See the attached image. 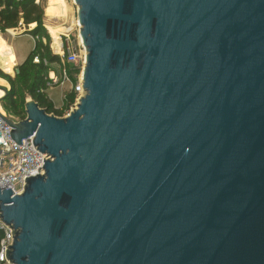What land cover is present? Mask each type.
<instances>
[{
    "label": "water",
    "instance_id": "95a60500",
    "mask_svg": "<svg viewBox=\"0 0 264 264\" xmlns=\"http://www.w3.org/2000/svg\"><path fill=\"white\" fill-rule=\"evenodd\" d=\"M73 2L85 94L3 117L51 156L0 189L7 261L264 264V0Z\"/></svg>",
    "mask_w": 264,
    "mask_h": 264
},
{
    "label": "built area",
    "instance_id": "2783aa9c",
    "mask_svg": "<svg viewBox=\"0 0 264 264\" xmlns=\"http://www.w3.org/2000/svg\"><path fill=\"white\" fill-rule=\"evenodd\" d=\"M76 26L78 31L77 42L70 40L68 33L59 35V46L56 50H53V54L57 55L59 60L56 64H53V67H49L45 76V87L40 89L41 92H44L46 88L63 86L66 83L70 84V90L75 94L74 101L69 107L70 110L76 108L80 97L85 94L82 73L85 65L86 49L80 38V25L76 23ZM9 32H12V30H9ZM33 61L38 62L39 56L35 55ZM44 62L46 63V61ZM70 110L66 112V115ZM3 117L17 121L0 110V189L10 188L13 194H19L23 191L25 177L34 176L38 173V170L43 167L44 161L51 159V156L35 149L33 135L23 138L21 140L22 144L16 143L10 135L9 129H12V127ZM0 229L3 231V237L0 240V261L6 264L10 263L6 258V250L13 242L14 232L1 219Z\"/></svg>",
    "mask_w": 264,
    "mask_h": 264
},
{
    "label": "trees",
    "instance_id": "16d2710c",
    "mask_svg": "<svg viewBox=\"0 0 264 264\" xmlns=\"http://www.w3.org/2000/svg\"><path fill=\"white\" fill-rule=\"evenodd\" d=\"M46 14L49 16L48 11ZM25 25V33L35 38L34 47L26 58L17 65L18 84L10 80V89L3 97V105L16 120L25 117V97L29 95L47 113L62 115L60 109L54 107L53 101L40 89L45 87V76L49 67H53L59 60L58 56L49 49V36L43 27V9L39 0H0V31L17 28ZM57 29L61 27L55 26ZM45 37L46 42L41 41ZM39 56V61L34 62L33 57ZM46 61V63L44 62ZM1 73V72H0ZM75 94L71 91L66 97L67 109L74 101ZM3 231L0 229V240ZM0 264L5 262L0 261Z\"/></svg>",
    "mask_w": 264,
    "mask_h": 264
},
{
    "label": "rangeland",
    "instance_id": "374dc122",
    "mask_svg": "<svg viewBox=\"0 0 264 264\" xmlns=\"http://www.w3.org/2000/svg\"><path fill=\"white\" fill-rule=\"evenodd\" d=\"M41 2V6L43 9V27L46 30V33L49 36V49L53 53V50L55 49L54 46V38L50 31L48 29H53L54 31L57 30V32L62 33H68L69 39L73 42H77L78 37V31L76 22L77 21V6L74 4L73 0H39ZM49 8V9H48ZM50 8L55 12V14L51 15L48 10ZM48 11L49 16L46 14ZM70 11V12H69ZM63 16V17H61ZM76 21V22H75ZM55 26L61 27L62 30L57 29ZM26 28L25 25L18 26L17 28H13L12 32H6L0 33V49L3 48L2 40L4 38L7 40H4L9 46L12 48L11 56L15 62L14 67L11 71H8L3 62L0 58V79L2 78V81H0V87L5 88L7 91L10 89V80H13L16 84H18V79L16 76L17 73V65H19L26 56L30 53V51L34 47V40L29 33H25ZM61 33V34H62ZM62 38H64L62 36ZM41 41L44 43L46 42V38H41ZM5 86V87H4ZM68 86V83H66L63 86H56L53 88H46L45 93L47 96L53 101L54 107L57 109H60L62 112V115H56L60 117L66 116V112L70 110V106L66 109L65 103H66V96L71 92V90H67L64 98H61V93L64 91ZM0 88V110L5 113L8 116H11L6 108L3 105V96L5 92ZM31 98L29 95L25 97L26 99ZM53 114V113H51ZM26 116V115H25ZM10 264V263H6Z\"/></svg>",
    "mask_w": 264,
    "mask_h": 264
},
{
    "label": "crops",
    "instance_id": "0c3cea01",
    "mask_svg": "<svg viewBox=\"0 0 264 264\" xmlns=\"http://www.w3.org/2000/svg\"><path fill=\"white\" fill-rule=\"evenodd\" d=\"M53 14H55V12H53L51 15H53ZM61 17H63V16H61ZM13 28H11V29H6L5 31L6 32H9V30H12ZM53 30V29H52ZM54 31V30H53ZM12 32H13V30H12ZM55 32V31H54ZM0 33L2 34V33H4V32H1L0 31ZM10 33V32H9ZM60 35V34H59ZM31 37L33 38V39H35L32 35H31ZM4 40H6L5 38H4ZM4 40H2V44L4 45L3 46V48L2 49H0V52H2V54L0 55V58L2 59V62H3V64H4V66H5V68L8 70V71H11L12 70V68L14 67V65H15V62H14V60H13V58H12V56H11V52H12V48H11V46H9L8 44V42H7V40H6V42L8 43H6ZM35 41V40H34ZM57 44L58 43H56V46H57ZM54 45H55V43H54ZM0 81H2V78L0 79ZM5 87V86H4ZM70 84H68V86H67V88L64 90V91H62V93H61V98L63 99L64 98V96H65V94H66V92H67V90H69L70 89ZM3 89V88H2ZM5 89V88H4ZM54 104V103H53Z\"/></svg>",
    "mask_w": 264,
    "mask_h": 264
},
{
    "label": "bare ground",
    "instance_id": "6f19581e",
    "mask_svg": "<svg viewBox=\"0 0 264 264\" xmlns=\"http://www.w3.org/2000/svg\"><path fill=\"white\" fill-rule=\"evenodd\" d=\"M49 9V8H48ZM50 13H53V10L50 8V10H48ZM70 12V11H69ZM76 22V21H75ZM78 23V22H76ZM79 24V23H78ZM50 31V33L52 34L53 38H54V43H55V50L58 48L59 46V34H61L62 32H57V30H55V32L52 29H48ZM56 43L57 46H56ZM2 54V52H0V55Z\"/></svg>",
    "mask_w": 264,
    "mask_h": 264
}]
</instances>
